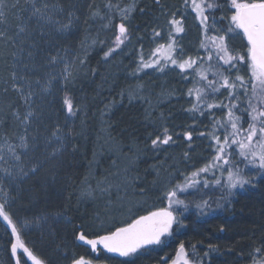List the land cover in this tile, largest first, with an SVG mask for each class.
I'll return each mask as SVG.
<instances>
[{"label": "rangeland", "instance_id": "374dc122", "mask_svg": "<svg viewBox=\"0 0 264 264\" xmlns=\"http://www.w3.org/2000/svg\"><path fill=\"white\" fill-rule=\"evenodd\" d=\"M143 1L145 0H3V7L0 8L4 13L3 21L0 22V32L3 33L0 41L6 37V41L3 42L5 48L12 43L14 52L11 78L5 77L8 80L6 86H12V89L6 90L7 95L5 92L0 93V156H3L0 160V199L11 210L30 249L40 257L53 260L57 264H73L75 260L83 257L73 252L67 245L60 246L58 241L59 234L67 229L64 224H69V219L62 223L61 218L54 214L32 213L30 211L32 209L25 203L37 205L39 201L32 199L37 188L48 185L55 187L64 180L62 174L65 164L69 161L71 141L65 134L58 132L57 135H53L58 126L51 123L55 115L51 105L57 90H66L69 86L73 88L74 83L88 77V62L93 52L101 49L108 52L109 49L115 48V51L106 57V72L100 87L99 137L95 140V153L89 166L90 171L82 182L79 196L81 209L89 210L86 225L89 234L105 235L114 226H123L138 218L140 213L147 214L149 211L165 207L164 193L167 190L177 184L183 185L186 180L192 179L193 172L215 163L213 157L216 154V144L212 136L218 135L215 134L210 120L209 128L197 129L199 132L197 142H192V137L188 141L189 145H186L187 153L182 156L179 148L185 143L175 139L167 123L171 105L181 100L183 96H188L190 87L195 85L197 75L194 72L181 74L176 69L165 71L167 68L164 71L153 70L158 75L155 82L147 84L138 81L119 93L116 91V85L112 83L115 76L123 72V62L133 57L138 45L144 40L131 30L133 16ZM33 3L41 9L40 13L33 14ZM226 3L224 12L227 15L222 17L228 23L231 15L230 0ZM163 15H168V12ZM190 20V25H186V28L184 26L185 34L177 39V46L180 48L178 53L182 51L183 54L190 55L202 50L200 47L201 41L204 40L202 27L196 15ZM159 21L160 28H165L167 18H161ZM121 23H124L127 29L128 38L116 48V36L119 35ZM64 25L69 27L65 28ZM81 31L84 34L78 42V34ZM7 34L11 36L7 37ZM71 35L75 45L73 42L71 47L64 48V42L60 40H66L68 38L66 36ZM156 38L151 45V52L162 42L161 37ZM228 43L234 46L236 51H244L245 41L242 37H235ZM199 57L205 61L204 65H208L207 55L200 53ZM210 74L208 73V76ZM240 75L247 79L245 69L241 68ZM2 84L5 83L0 80V87ZM250 89L249 85L247 96ZM15 92L17 100L12 104H6L4 101L8 98V93ZM247 96L241 95L239 100L233 102H241L244 105ZM226 97L227 93L221 89L214 100L229 103ZM49 98H52V102ZM81 100L84 101L85 98ZM122 105L127 108L144 109V123L154 132H159L161 138L164 129H169L167 134L172 140L167 145L153 146L160 152L165 147L166 154L146 169L141 166V162L147 158L148 143L152 145V140L157 136L147 137L142 142L137 139L131 140L130 143L118 141L113 137L114 126L111 118L115 110ZM13 107L17 110L11 114L10 110ZM223 111L224 109H215V117L221 116L219 113ZM6 121H11L9 127L4 125ZM53 122L56 120L53 119ZM205 133L209 137H206ZM219 137L223 140V136ZM21 138H25L26 148L21 147ZM235 138L239 140V137ZM255 143L256 141H253L254 145ZM10 146L15 155L13 151H9ZM197 149L200 152L192 156L191 151ZM232 150L234 151L231 158L227 159L234 163L238 162L240 159L238 150L236 147ZM16 156H19V159H16ZM104 159L106 161H103ZM182 159H185V162H182ZM218 163L222 168L213 167L209 172H202L195 177L199 181V186L185 191L188 203L197 204L211 197L217 192V184L214 181L227 179L230 164L223 165L222 161ZM250 166L259 171L246 169L244 173L246 179L248 177L252 179L255 173L264 176V169L255 165ZM33 168L36 170L33 171ZM205 180L208 181L207 187L204 186ZM244 188L232 191L237 193ZM82 215L85 216V213ZM186 258L189 264H195L187 255ZM84 259L91 261V264H106L93 258ZM174 260H177V254L166 264H173ZM0 264L3 263L0 261ZM180 264H183V261H180Z\"/></svg>", "mask_w": 264, "mask_h": 264}, {"label": "trees", "instance_id": "16d2710c", "mask_svg": "<svg viewBox=\"0 0 264 264\" xmlns=\"http://www.w3.org/2000/svg\"><path fill=\"white\" fill-rule=\"evenodd\" d=\"M209 2L219 4L218 8L210 10L217 20L223 15H227L224 12L227 4L225 0H209ZM167 12L168 15H163V13ZM173 13H175L177 20H182L183 27L185 26V28L186 25H190V19L196 15L190 6H185L184 0H159V3L156 0H145L138 5L133 16L131 30L133 34L143 37L144 40L138 45L137 52L133 54V57L127 58L128 60L126 59L123 62V72L119 76L116 75L115 79L112 80V83L116 85L117 93L138 81L147 84L156 81L158 75L153 70H157L159 65L154 68L138 69L141 63V55H143L145 61H149L151 53L154 52L150 51L151 45L157 40V36H154V30L160 32L159 38L161 37L162 42L159 44L165 46L169 43V32L172 31L176 36V52L174 55L178 54L180 48L177 46V39H180L185 34V29L183 33L175 34L174 29L170 28L169 20L172 18ZM161 18H167L168 20L165 28H160L159 20ZM223 24H227L225 19L223 20ZM83 34V31L79 32L78 42H80ZM202 35L205 40L203 29ZM10 36L8 35L7 37ZM66 37H68L66 40L63 39L60 42H64V48H69L74 42L72 40L73 36ZM5 41L6 37L0 41V80L5 83L0 87V93L5 92V95H7L6 90L9 89L11 91L12 86H6L8 80L5 77L11 78L14 52L12 43L7 46V49L5 48L3 43ZM73 45H75V42ZM199 51L193 52L190 55L189 53H184L188 55L183 54L182 58L187 59L191 57L196 59L200 53L208 55L207 51L203 48ZM106 52V49L93 52L89 57L88 77L74 83L73 88L69 86V89L66 88V90L59 89L54 94L55 100L51 105V109L55 111L53 119L56 122H53L52 119L51 123H55L58 126L59 133L70 137L69 161L64 166V172L62 174L64 180L60 185H56L55 187L48 185L43 188H37L33 192L32 199L38 200L39 203L33 205L31 202H26L25 204L29 206V209H32L30 211L32 213L46 212L54 214L57 218H61L62 223L64 220L69 219V224L64 222L66 223L64 225L67 229L59 234L58 241L60 246L64 247L67 245L69 249L79 254V256H83V258H93L97 261L106 262V264H166L178 253L181 244L184 245L188 259L194 261L195 264H264V176L256 173L252 179L250 177L247 178L251 183L246 184L245 186L247 187L244 190L237 191V193H233L231 196H227L228 189L223 186V184H226L227 179L222 178L220 180L221 183L219 185L217 184V192L206 200H203L208 201L209 205V207L203 209V214L201 210L196 208V204L187 202L186 192H178L179 198L184 199L185 197L184 200L188 204L187 211H184L182 206H173L176 208L178 220L182 222L183 226L181 224H173L171 235L161 237L162 243L144 246L137 253L130 256L124 257L118 253L108 252L102 245L98 246L97 252H93L88 244L78 240V236L81 233H87L89 236L85 235L88 239H95L98 236L96 234H89L88 232L89 230L86 225L89 210L83 211L81 209L79 196L82 182L90 171L89 166L95 153V140L99 137L98 123L101 117V105L99 104L101 99L100 87L101 80L106 72ZM157 58L161 60V64L164 63L162 53H157V56L151 57V59ZM215 62V59L208 61V63L212 64H215ZM207 66L204 65V67ZM166 68L165 71L170 69L180 71L179 68L171 64H168ZM191 71V69H188L185 73H181V71L180 73L186 74ZM208 78L213 79V76L210 74ZM203 84L204 82L200 81L199 76H197L195 85L191 86L190 89L199 88ZM16 95V92L12 94L8 93V98L4 102L6 104L14 103L17 100ZM66 96L72 101L74 115L68 113L63 103ZM215 96L216 94L210 95L209 102H216L214 100ZM83 97L85 98L84 101L81 100ZM191 97L189 95L183 96L181 100L175 102L169 108L170 113L168 114L167 123L170 130H168L173 131L177 141L180 140L185 143L183 147L179 148V151L182 152L181 156L185 152L187 153L186 145H189V139L185 133H191V137H193L192 142L196 143V137L199 133L197 129L199 130L200 127L209 128L208 120H210L212 127L215 129V134L223 136L224 130L218 126L214 127L213 124L215 120L227 119V109H224L223 113L220 112L221 114L219 113V115L221 116L219 117L218 115L215 117V109L209 110L205 105H201L197 111H190L193 103L196 102L195 93ZM249 99H251V103H257L251 89L250 94L244 101V105L241 102H234L241 106L240 111H237L236 115L243 117L241 123L244 129L248 128V121L250 120L247 111H245L248 108ZM84 102L85 104H83ZM79 106L84 109L81 108L80 110ZM242 107L244 109H241ZM15 110L17 109L13 107L10 110L12 111L11 114L15 113ZM143 110L138 107L127 108L125 105L117 108L111 118L112 126H114L112 129L113 137L117 138L118 141L121 140L130 143L131 140L135 139L142 142L147 137L151 136L154 138L160 136L159 132H154V130L144 123ZM201 112H203V115ZM10 122L6 121L4 124L5 127H9ZM240 126L238 124V127ZM229 131H231L230 126ZM205 136L209 137L206 133ZM236 137L246 142L244 133H240ZM210 139L212 138L210 137ZM253 141L255 142L256 139ZM148 144L149 150L146 152L147 158L141 162V166L145 167V169L157 163L159 159L161 160L167 152L164 151L165 147L160 152V150H155L153 145ZM235 147L239 153L238 145L226 146V150L229 153L225 156L226 159L227 157L231 158L234 151L232 149ZM191 152L192 156H196L200 151L197 149ZM103 161H106V159ZM182 162H185V159H182ZM230 166L233 171L236 168L241 169L242 175L246 173V169H252V171L258 170L248 165L242 157H240L238 162L230 163ZM244 176L246 178V175ZM198 186L199 183L195 188ZM164 201H166L165 207H167V199ZM0 204H4L1 199ZM4 207L13 224L18 229L25 246L30 248L24 240L20 227L12 215L11 210L5 204ZM84 213L85 216L82 215ZM147 214L140 213L139 216ZM13 242H15V236L12 234V225L4 220L3 217H0V261L3 264H16L19 258L20 264H32V261L23 253L22 249H18L16 255L12 254L11 245ZM258 249L259 252H257ZM33 253L37 255L34 251ZM37 256L45 261V264H57L53 260L44 259L39 255Z\"/></svg>", "mask_w": 264, "mask_h": 264}, {"label": "snow or ice", "instance_id": "6c2138e0", "mask_svg": "<svg viewBox=\"0 0 264 264\" xmlns=\"http://www.w3.org/2000/svg\"><path fill=\"white\" fill-rule=\"evenodd\" d=\"M156 2L159 3V0H156ZM225 2H228V0H225ZM184 3L186 7L190 6L196 14V18L205 36V40L201 41L200 47L207 51L208 61H212L215 57V64L208 63V66L204 67L205 61L200 57L196 59L191 57L183 59L182 51L174 55L176 52V36L170 31L167 46L163 44L159 45L151 53L149 61H145L143 55H141V63L138 69L154 68L160 65L158 70L164 71L168 64L179 68L181 73H185L186 70L191 69L204 84L199 88L189 89L188 95L192 96L195 93L196 101L193 103L190 111L199 110L201 105H205L209 110L227 109V119L215 120L213 125L224 130L223 140L214 134L212 136L216 144V154L213 157L215 163L206 165L193 172L192 179L186 180L183 185L177 184L167 190L164 193V198L168 201L167 207L149 211L147 215H141L136 219H132L123 226H114L113 229L108 230L107 234L99 235L95 239H88L84 233H81L78 236V240L90 245L93 252L97 251L98 245H102L108 252L118 253L120 256L127 257L137 253L145 245L162 243L161 237L171 235L173 224H181L183 226L182 222L178 220L176 208L173 206H182L183 210L187 211L188 204L184 199L179 198L178 192H185L189 188H194L199 183L195 177L199 176L200 173H207L213 167L222 168V165L218 162L222 161L223 165L234 163L225 158L229 154L225 146L238 145V154L247 161L248 165H255L260 169H264V0H230L229 11L231 15L226 25L223 24L224 17L217 20L215 15L210 11L218 8L219 4L209 2V0H190V3L189 0H184ZM2 7L3 0H0V8ZM33 9L34 15L41 12V9L37 8L35 3H33ZM69 15L71 16V13ZM3 18L4 13L0 11V22L3 21ZM169 26L174 29L175 34L184 32L183 22L175 18V13L172 14V18L169 20ZM64 27L68 28L69 25H64ZM126 33L127 29L124 23H121L119 25V35L116 36V48L128 38ZM2 35L3 33L0 32V36ZM154 36L159 37L160 32L154 30ZM238 36L242 37L245 41L243 52L236 51L235 47L228 43V41ZM113 51H115V48L109 49L105 53V56H109ZM157 53L163 54V64H161L159 58L151 59V57L157 56ZM241 68L246 70L248 74L247 79L243 75H240ZM208 73H211L213 79L208 78ZM249 85H251V91L257 103L253 104L251 103V99H249L248 108L245 111H247L250 120L248 121V128L244 129L241 123L243 117L236 115V112L240 111L241 106L233 101L239 100L241 95L247 96ZM221 89H224L227 93L226 98L229 103H224L223 101L209 102V96L220 93ZM63 103L68 113L74 115L71 99L66 96ZM201 114L203 115V112ZM238 124L241 126L238 127ZM229 126L231 131H229ZM58 132L59 129L53 132V135H57ZM167 133L168 129L165 128L163 138L157 136L156 139L152 140V145H167L172 140V137ZM240 133L245 134L246 142L235 138ZM185 135L191 140V133H185ZM254 138H257L255 145L253 144ZM21 141V147L26 148L27 143L25 142V138H21ZM9 151H13L11 146L9 147ZM13 154L15 155L14 151ZM15 158L19 159V156ZM2 159L3 156H0V160ZM35 170L33 168V171ZM214 183L219 185L221 181L217 179ZM250 183L251 181L241 174V169L236 168L233 171L229 168L227 170V182L224 185L228 189L227 196L233 195V189H243L246 184ZM204 186H208L207 180L204 181ZM195 206L198 210H201L202 214L203 209L209 207L208 201H202ZM0 217H3L4 220L12 225V234L15 236V242L11 245L12 254L16 255L17 250L22 249L23 253L32 261V264H45V261L25 246L18 229L5 210L4 204H0ZM257 252H259V249ZM180 261H183V264H189L183 244L180 245L177 260H174L173 264H180ZM16 264H20L19 258ZM73 264H91V261L81 257L75 260Z\"/></svg>", "mask_w": 264, "mask_h": 264}, {"label": "bare ground", "instance_id": "6f19581e", "mask_svg": "<svg viewBox=\"0 0 264 264\" xmlns=\"http://www.w3.org/2000/svg\"><path fill=\"white\" fill-rule=\"evenodd\" d=\"M99 261V260H98ZM99 262H103V261H99ZM104 263H106V262H104Z\"/></svg>", "mask_w": 264, "mask_h": 264}, {"label": "flooded vegetation", "instance_id": "af4514ba", "mask_svg": "<svg viewBox=\"0 0 264 264\" xmlns=\"http://www.w3.org/2000/svg\"><path fill=\"white\" fill-rule=\"evenodd\" d=\"M168 236V235H167ZM145 246H147V245H145Z\"/></svg>", "mask_w": 264, "mask_h": 264}]
</instances>
